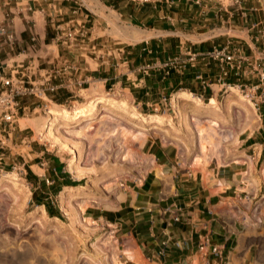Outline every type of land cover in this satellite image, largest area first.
Wrapping results in <instances>:
<instances>
[{
    "label": "crops",
    "instance_id": "1",
    "mask_svg": "<svg viewBox=\"0 0 264 264\" xmlns=\"http://www.w3.org/2000/svg\"><path fill=\"white\" fill-rule=\"evenodd\" d=\"M94 2L99 13L107 15V18H100L97 15L98 18L95 21L102 20L109 27L117 22L115 15L111 13L114 12L120 19L130 21L141 31L145 28V30L164 34L168 33V29H172L177 36L200 35L202 30L211 31L217 25L226 23V19L230 22L234 15L252 17L250 18L252 23L248 25H251L252 29L257 28L258 32L264 28V1L262 0H256L255 6L251 9H244L241 6L232 8L234 3H228L225 0H156L150 3H137L134 0H96ZM85 4V0H0V30L9 27L14 35V46L10 48L5 42V37L0 33V64L9 72L17 63L25 62V65L29 66L27 71L32 80L42 83L52 68L62 64V55H64L62 48L69 49L71 57L78 58L76 62H80L81 71L73 77L67 76L64 80L53 81L56 84L63 83L60 90L53 96L56 99L55 102L52 101L53 106L61 108L74 109L93 97L108 98L101 95L118 87L121 92L128 91L125 93L127 97L119 99V102L123 100L128 102L130 105L128 109H122L121 106L117 107L118 109L107 107L82 117L75 123L77 131L90 130L96 116L99 117L98 121H102L104 116L109 115L113 109L125 115V117L121 115L118 119L105 120L104 123L110 127L120 123L131 131L132 135L122 138L118 130L113 138L118 136L125 149L132 148L124 161L121 178L128 179L138 175L137 178L141 181L138 192L132 195L128 204L125 200L124 206L114 211H92L88 219L112 226L114 235H121L125 247L133 250L134 254L138 253V249L144 258L153 259L155 264H264L250 257L251 248H248L250 243L246 241L245 224L240 219V214L242 202L246 198L250 199L251 194L245 190L241 177L242 170L238 168L244 163L249 167L247 169L254 173L264 156V139H254L248 143L249 151L255 145H259L255 156H251L247 150L239 153L237 160L235 159L231 164L221 167L216 165L206 167L207 163H202L203 160L200 161V158H197L195 163L196 157H192L183 167L177 162L176 148L164 144L159 137L164 125L150 121L151 117H163L168 121V118L163 115L149 112L150 107L153 111L157 110L153 107L160 108L164 90L168 93L180 87L179 89L183 91L190 85L197 89V92H193L192 89L187 92L194 98L202 102L218 99L224 87L218 82L217 63L199 61L183 73L171 72L167 75L166 70L162 68L165 63L164 47L160 44L149 47L148 42L144 44L145 40H142L141 45L128 48L123 62H118L115 67L110 50L107 49L108 53H104L106 46L101 44L102 41L98 40V37L90 38V40L95 39L96 42L88 46L74 43L81 27H85V17H90L85 15L82 9ZM113 5H117L119 10H116ZM250 11L253 13H249ZM58 13L60 15L71 13L73 20L69 23L76 22L78 28L74 32L69 30L67 33H54L53 25H51L52 15L56 16ZM96 29V27L93 28L91 32ZM33 32L37 36L36 42L32 41ZM125 35L127 39H130V35L127 33ZM222 36H213L201 45L186 49L185 52L183 46L176 45L175 55L204 54L215 47L228 46L232 50L238 49L240 53L250 54L251 63L247 65L257 70L259 55L264 53V36L261 35L262 41L259 37L254 41L253 36H250V39H240L229 33ZM63 43L68 46L63 47ZM90 45H93V49L100 45L103 47L102 50H97L96 58L83 53L88 51ZM107 48H110V42ZM147 65L154 66L155 69L145 74L141 69ZM244 68L245 66L239 72V77L231 75L223 83L237 85L244 75ZM77 80L83 81L85 87H76ZM203 82L210 83V86L203 88ZM137 86H140V89L134 91ZM152 88L155 94L159 92L162 95L158 102L157 98H153ZM85 91L89 95L87 98L82 93ZM111 99L115 100V97ZM131 103H137L138 106H133ZM132 114L138 118H133ZM22 120H27L23 130L31 128L37 137L40 129L38 119ZM21 137L20 134L16 138V146L13 149H20L28 143L24 136L22 137L24 140L20 141ZM175 143L179 144L180 141L174 140L173 144ZM46 151L43 153H47V161L51 163L52 171L48 172L54 183L57 181L62 187L69 189L77 187L68 185L75 179L65 175L64 170H57L54 165V156H57H52L50 149ZM27 157L31 158L29 154ZM41 165L45 166L44 163ZM34 174L39 178L45 176L36 171ZM116 178L114 176L112 179ZM250 185L253 189L255 188L254 182L250 181ZM176 218H179V221L176 222ZM205 236L210 238V243L204 251H201L200 243ZM164 243H167L169 247L161 256ZM214 247H218L223 254L220 256L214 254L212 252ZM129 256L132 257V255ZM136 258L139 257L136 256Z\"/></svg>",
    "mask_w": 264,
    "mask_h": 264
},
{
    "label": "rangeland",
    "instance_id": "2",
    "mask_svg": "<svg viewBox=\"0 0 264 264\" xmlns=\"http://www.w3.org/2000/svg\"><path fill=\"white\" fill-rule=\"evenodd\" d=\"M85 1L86 4L82 9L84 14L90 17H85V27H81L78 32L79 36L75 38L77 40L74 43L88 46L96 42L95 39L90 40V38L98 37L97 39L102 41L101 44L106 46L104 53L107 54V49L110 50L115 67H117L118 62H123L127 56V49L141 45L142 42L140 41L142 40H145L144 44L147 41L149 47H154L157 44L164 47L163 49L166 51L165 63L180 55H175L176 45L183 46L185 52L190 47L193 48L195 45L205 43L213 36L223 37L222 35L229 33L240 39H250V36H253L254 41L257 37L262 41L261 31L264 28H261L260 32L257 31V28L252 29L251 25H248L252 23L250 20L252 17L250 16L234 15L230 22L226 19V23L217 25L211 31L202 30L200 35L185 34L177 36V33L172 29H168V33L164 34L145 30V28L141 31L130 21L120 19L119 15L114 12L111 13L115 15L117 22L109 27L102 20L95 21L98 18L97 15L100 18H107L105 13H99L94 2L96 0ZM134 1L137 3H150L156 0ZM225 1L228 3L233 2L232 8L241 6L244 9H251L255 6L256 0ZM77 6L79 7V5ZM230 11L232 12V10ZM249 13L253 12L250 11ZM52 20L51 25H53L52 31L54 33L59 32L62 34L67 33L69 30L74 32L78 28L76 22L69 23L73 20L71 13L52 15ZM95 27L97 28L96 31L91 32ZM134 29L140 31L137 30V32ZM126 33L130 35V39H127ZM109 42L110 48H107ZM62 45L63 47L68 46L65 43ZM92 47L93 45H90L88 51L83 53L96 58L97 50H102L103 47L101 45L96 49ZM62 49L64 53L62 64H57L51 71H60L65 62L72 64L75 69L66 75L58 74L57 81L64 80L67 76L73 77L75 74H80L81 71L79 68L80 62H76L78 58L76 56L72 58L68 52L69 49ZM242 55L249 59L251 56L245 52H242ZM249 61L251 63V59ZM257 61L259 65L257 69H264V53L259 55ZM258 70L253 69L251 65H245L241 81L237 85L233 84L231 89H223L219 93L218 99H214L218 103L217 111L220 125L213 133L210 132L208 126L198 125L194 122V118L207 120L206 115L202 111H196L194 107V99L197 98L189 94L192 98L189 100L182 99L179 104H175L173 100L177 94L190 92L188 90L193 88L190 85L186 86L187 90H183L186 92L180 90L179 87L173 92H168L170 95H167V91L164 90V98L160 108L158 106L153 107L157 108L156 111H153L150 107V113L168 118V121H166L163 117H159L162 119L161 125H164L159 137L164 144L176 148L178 151L177 162L181 166L185 167L192 157H196L195 163L197 158H200V161L203 160L202 163H207L206 167L209 165L225 166L231 164L239 156V153L247 151L248 143L251 140L264 139V83L260 80ZM139 87L137 86L134 91H138ZM234 90H237V92L233 93ZM152 91L154 93L153 98H157L158 102L162 98L161 93L157 92L155 94L154 89ZM107 92L101 96H108L107 99L115 97L116 101L112 99L115 106L112 107L121 106L122 109L130 107L127 101L119 102L127 97L125 93L128 91L121 92L120 87H118L116 90H108ZM82 93L85 98L89 96L87 91ZM55 95L56 93H50L44 96L41 108L37 112H31L26 117L20 118L21 129L24 128L22 121L24 123L27 121L22 119H38L40 125L38 136L36 137L35 131L31 128L23 130L21 136H24L28 143L20 149L17 148L18 150L13 149V154L7 153L5 160L0 163V180L7 174H13L19 179L16 182L17 185L4 183L0 186V264H155L153 259L144 258L138 249V253L134 254L133 250L125 247L121 235H114L112 226L107 223L99 224L88 219L92 211H114L124 206L123 201L125 200L128 204L132 195L138 192L141 182L137 178L138 175H133L132 178L128 179L121 178L124 161L132 148L125 149L118 136L113 138L117 133V131L113 133V125L110 127L104 123L105 120L118 119L121 115L124 117L125 115L117 110L118 108L113 109L109 115L104 116L102 121H98L99 117L96 116L90 130L85 129L83 131H77L75 121L67 122L59 119L49 132V128L46 130L45 127L53 120L51 118L52 112L73 110L68 107L66 109L53 106L52 101L55 102L56 99L53 97ZM94 99L96 97L89 98L88 101ZM210 102L207 100L202 103L210 104ZM131 104L138 106L137 103ZM241 106H244V108L242 109ZM245 107L251 109L253 113L254 121L249 124L250 126L254 123L251 130L247 127L248 119L244 111L246 110ZM157 123L159 122L157 121ZM22 137L20 141L24 140ZM56 138H61L68 147L73 148L74 152L67 146L58 144ZM174 140H179V144L182 146L178 143L173 144ZM253 148L247 151L251 156H255L259 145H255ZM46 149L52 151V156H57H54V158L59 160V164L63 165L64 174L70 179H75L74 181L79 182L80 185L69 189L62 187L57 181L54 183L49 174L52 171L51 163L47 161V153H43ZM202 153L205 154V157ZM28 154L31 158L27 157ZM121 158L123 159L122 162ZM42 163L45 164L44 167L41 165ZM54 163V165H57L56 160ZM29 166L33 167L30 168ZM72 168L81 169L84 175L76 178L71 170ZM238 168L242 170L241 177L243 178L242 182L245 190L251 194L250 199L246 198L242 202V212L240 214V219L245 224L246 241L250 243V246H248V248H251L250 257H253L256 261L264 262V156L254 173L250 172L247 169L249 167L244 163L240 164ZM34 171L45 174V176L39 178L37 175L35 176ZM114 176L117 178L112 179ZM45 178L49 180V183L46 181L47 185L52 187L50 191H46L41 185V179ZM250 181L254 182V189L250 185ZM34 192L48 197L50 206L54 211H57L59 217H50L43 206H37L30 211L29 204L33 200ZM129 255H132V257ZM136 256L139 258H136Z\"/></svg>",
    "mask_w": 264,
    "mask_h": 264
},
{
    "label": "built area",
    "instance_id": "3",
    "mask_svg": "<svg viewBox=\"0 0 264 264\" xmlns=\"http://www.w3.org/2000/svg\"><path fill=\"white\" fill-rule=\"evenodd\" d=\"M0 33L5 37L7 46L13 48L14 35L10 32L9 27L2 28ZM264 36V30L261 31ZM36 34L32 35V41L36 42ZM250 59L243 56L238 49H230L228 46L215 47L208 53L204 54H189L176 56L173 60L163 64L162 68L166 70L167 75L171 72L183 73L188 68L194 67L199 61L216 62L219 70L218 82L223 84L224 89H231L233 84L223 83L231 75L239 77V72L247 65ZM60 71H50L46 75V80L38 83L32 80L28 73V67L25 62H20L14 68L7 72L0 64V163L5 160L6 155L13 154V148L16 146V138L21 134L20 118L26 117L31 112H37L41 107L43 97L56 93L63 83L56 84L53 81L57 79L58 74H67L75 69L72 64L68 62L63 63ZM259 66V65H258ZM257 66V67H258ZM155 67L151 65L144 66L141 71L145 74L154 70ZM258 70V69H257ZM261 82L264 83V69L258 70ZM75 86L79 88L84 87V82L77 80ZM203 88H208L210 83L203 82ZM241 88V86H239ZM8 153V154H7ZM16 170V168L14 167ZM49 183V180H46ZM175 221H179L176 218ZM210 243V238L205 236L200 243L199 249L204 251ZM169 245L164 243V251L161 256L168 249ZM212 252L216 255L223 253L218 247L212 248Z\"/></svg>",
    "mask_w": 264,
    "mask_h": 264
},
{
    "label": "bare ground",
    "instance_id": "4",
    "mask_svg": "<svg viewBox=\"0 0 264 264\" xmlns=\"http://www.w3.org/2000/svg\"><path fill=\"white\" fill-rule=\"evenodd\" d=\"M235 92H237V90H234L233 93H235ZM190 98H192V97L189 94L180 93V94H177L173 100H174L175 104H179L180 100H182V99L183 100H186V99L189 100ZM194 101H195L194 107H195L196 111H202L207 117L206 121H203L201 118H194V122L198 125L204 124L205 126H208L210 132L213 133L216 130V128H218L220 125L219 120H218L219 113L217 111V104H218L217 101L213 99V100H211L210 104H204L197 99H194ZM241 101L244 102L245 100H241ZM244 104H246V103H244ZM113 105L115 106V102H113L112 99L98 98V99H94V100H89L86 104L80 105V106L76 107L75 109H73L72 111L63 110V111L52 112L51 118L53 120L50 124H47L45 129L47 130L49 128V132H50L52 130V128H54V124L59 119L67 121V122H72V121L76 122L77 120L81 119L82 117H86L88 115L96 113L99 110L107 109L108 106L112 107ZM247 105L251 107L250 104L247 103ZM241 107H242V109L244 108V106H241ZM245 109H246V107H245ZM244 111H245L246 117L248 119V123H247L248 126L247 127L251 130V128L254 125V123H253L252 125L249 126V124L254 121L252 110L246 109ZM197 116H198V114H197ZM241 116H242V114H241ZM132 117L138 118L135 114H132ZM161 120L162 119H160L159 117H152L150 119V121H156V122L158 121L160 124H162ZM25 122H27V121H25ZM22 123L24 124V121H22ZM118 130L121 133L122 138H127L129 135H132L131 131L128 130L124 125H122L120 123L113 124V127H112L113 133H115ZM205 130H206V128H205ZM201 135H203V134H201ZM56 140L58 141V144L67 146V144L61 138H56ZM68 148L72 152H74L73 148H71V147H68ZM202 155H203V157H205V154L202 153ZM71 170L73 171V174L76 178L82 177L84 175V173L81 169L72 168ZM18 180L19 179H17L13 174H7V175L3 176L2 179L0 180V186H2L4 183L17 185L16 182H18Z\"/></svg>",
    "mask_w": 264,
    "mask_h": 264
},
{
    "label": "trees",
    "instance_id": "5",
    "mask_svg": "<svg viewBox=\"0 0 264 264\" xmlns=\"http://www.w3.org/2000/svg\"><path fill=\"white\" fill-rule=\"evenodd\" d=\"M118 1H121V0H118ZM113 6L115 7L116 10H119L117 5H113ZM192 90H193V92H197L196 88H192ZM167 95H170V94L167 93ZM55 160H56V164H57L56 165L57 170L63 171V165L58 163L59 162L58 159H55ZM41 185H42L43 189H45L46 191H48V190L50 191V189H52V187L47 185L46 179H41ZM68 185L78 186V185H80V183L77 181H71L70 184H68ZM46 194H48V193H46ZM41 196L42 195H39L37 192L33 193V200L29 204V210L32 211L37 206H43V207H45L46 212L50 217H59V214H57V211H54L52 209V207L50 206V202H48L49 201L48 197H45V195H43L42 197Z\"/></svg>",
    "mask_w": 264,
    "mask_h": 264
}]
</instances>
